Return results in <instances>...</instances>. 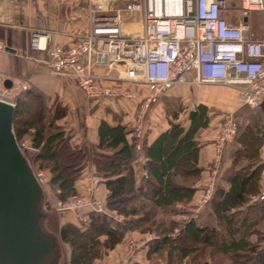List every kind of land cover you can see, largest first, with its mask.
Instances as JSON below:
<instances>
[{"label":"trees","instance_id":"16d2710c","mask_svg":"<svg viewBox=\"0 0 264 264\" xmlns=\"http://www.w3.org/2000/svg\"><path fill=\"white\" fill-rule=\"evenodd\" d=\"M13 104L11 130L15 142L19 146L29 141L34 153L22 155L31 167L47 172L54 198L63 201L83 194L84 190L76 194L74 183L81 174L84 153L70 144L58 124L66 116V107L46 105L43 96L33 89L21 91ZM206 112L204 105H196L186 127L169 122L168 129L149 144L144 123L141 164L135 161L130 129L121 124L98 123V152L93 154L92 165L107 191L104 210L120 216L122 221H113L104 213L75 212L76 225L64 222L56 230L60 244L68 247L63 264H94L128 231L153 235L145 244L149 261L264 264V203H248L260 193L258 181L264 170L258 155L264 143L258 119L252 118L239 130L237 125L230 164L219 173L199 217L186 222L177 219L179 214H187L184 207L191 201L201 173L194 135L206 127Z\"/></svg>","mask_w":264,"mask_h":264},{"label":"built area","instance_id":"2783aa9c","mask_svg":"<svg viewBox=\"0 0 264 264\" xmlns=\"http://www.w3.org/2000/svg\"><path fill=\"white\" fill-rule=\"evenodd\" d=\"M83 12L87 27L73 35L70 45L47 48V33L34 29L29 50L44 51L48 71L72 80L87 100L134 102L130 136L139 164L144 161L140 143L145 115L169 88L220 85L236 92L240 106L257 109L264 101V38H255L248 22L251 13H259L264 25V0H85ZM5 80L0 74V84ZM23 90L25 86L16 93ZM236 130L232 115L225 114L213 139L212 176ZM33 176L40 187L42 173ZM94 183L89 180L81 195L56 200L52 207L57 216L80 210L105 213ZM213 185L211 179L200 206L209 201ZM256 200H264V189Z\"/></svg>","mask_w":264,"mask_h":264},{"label":"crops","instance_id":"0c3cea01","mask_svg":"<svg viewBox=\"0 0 264 264\" xmlns=\"http://www.w3.org/2000/svg\"><path fill=\"white\" fill-rule=\"evenodd\" d=\"M77 2H84L85 6V0H0V17L3 21L0 24V41L4 45V50L0 52V74L8 78L7 82L5 80L0 84V96L12 100L20 87L25 86L26 90L33 89L40 93L47 105L58 103L66 107V116L58 124L63 127L64 133L69 137L70 144L81 149L84 153L83 168L79 178L74 183V189L76 194H81L87 182L94 179V195L104 203L107 191L101 180L95 175L92 165L93 154L98 152L96 149L97 126L100 121H104L109 126L121 124L130 129L135 104L125 100L107 99L99 101L85 99L72 80L65 77H56L48 71L43 64L46 57L44 51H30L28 47L30 32L34 29L43 30L47 33V48L52 45H70L73 41V35L87 27L86 18L81 19L80 23L76 21V17L71 12L73 11L72 7ZM229 22L232 25L236 24L235 20H229ZM249 30L255 35V38H264L251 27L250 23ZM178 88L190 89L195 87L173 86L149 109L144 120L147 130L145 133L147 144L168 129V123H155L154 117H151V112L156 111L155 108L162 105L163 102L171 103L170 101H174L178 94ZM196 90L193 91V95L197 97L196 105H203L204 102L213 98L209 93ZM220 92H222L224 100L229 101L230 104L236 103V92L232 88L228 87V89L226 88V90L218 93ZM215 98L219 99V97ZM201 99L202 101H200ZM261 109L263 112L262 131L264 134V101L261 103ZM207 119L206 127L198 129L194 135V139L198 144L196 163L201 168V173L194 185L195 192L192 199L184 207L187 214H179L177 217L184 216L185 219L180 220L182 222L189 219L196 220L199 217L201 210L205 207V205L200 206V199L208 183L213 179L215 185L219 173L230 164L231 146H226L221 153L216 174L211 175L209 164L214 158L213 139L217 131L218 119L210 117ZM182 127L186 126L182 125ZM125 138L128 140L129 135H126ZM258 155L261 162L264 163V143L258 150ZM138 182V176L136 175L135 183L138 184ZM223 187L226 188L225 185ZM258 188L260 192L264 189V170L261 172ZM256 197L257 195L252 197L248 203H260L261 201L256 200ZM262 202L264 203V201ZM48 212L47 210V212L42 213L40 223L42 229L55 238L57 245L56 255L50 264H59L67 256L68 247L60 244L56 236V230L64 222L76 225L77 217L74 213H66L62 217H57L56 223L50 226V221L46 220ZM104 214L113 221H122V218L113 212L105 211ZM152 238V234H140L134 231L125 232L121 241L113 249L95 260L94 264H164L160 259L149 261L146 257L145 244ZM251 239L254 240V237ZM129 245L133 249L131 255L127 256L130 251V249L126 251Z\"/></svg>","mask_w":264,"mask_h":264},{"label":"water","instance_id":"95a60500","mask_svg":"<svg viewBox=\"0 0 264 264\" xmlns=\"http://www.w3.org/2000/svg\"><path fill=\"white\" fill-rule=\"evenodd\" d=\"M12 103L0 98V264H50L57 245L40 223V205L49 206L15 142Z\"/></svg>","mask_w":264,"mask_h":264},{"label":"rangeland","instance_id":"374dc122","mask_svg":"<svg viewBox=\"0 0 264 264\" xmlns=\"http://www.w3.org/2000/svg\"><path fill=\"white\" fill-rule=\"evenodd\" d=\"M63 6L65 5L63 4ZM72 8H73L72 9L73 11L71 12H73V15L76 17V21L81 23V19L85 18L84 12H83L84 2H81V3L77 2L76 5L73 6ZM249 16H250L249 23L251 27H253L260 35L264 36L263 21L261 20V15L259 13H254ZM181 87H189V86H181ZM226 88L228 89V87H224L220 85H200V86H196L195 88H190V89L178 88L179 90H178V94L176 95V99L174 101H170L171 103L163 102L162 105L157 106L155 108L156 111L151 112L152 113L151 117H154L155 123L164 124V123H169V122H175L180 125L187 126L188 113L190 111H194L196 108L197 97L193 95L194 93L193 91L197 89L196 91L202 90L205 93H209L211 96H213V98L207 100L203 104L205 105L207 109V112H206L207 118L209 117L217 118L218 123H219L223 119V116H225V114H231L233 119L236 121L238 125V130L244 127L245 125H247L252 120V118H254L255 120L257 119L259 120L258 128L262 129L261 127H263V124L261 126V122H263V112H262L261 106L257 109H250L246 106H240L237 101L236 103L230 104L229 101H226L223 99L224 96L222 95V92L218 93L219 91L226 90ZM19 93L14 94V96L12 97V102H13L14 97L17 96ZM169 93H172V92H169ZM214 96L219 97V99H216ZM200 101H202V99ZM145 118H146V115H145ZM232 144L233 143H230L228 145V146H231L230 151H232L233 147H235ZM18 148L22 154H25L26 157H27V153L28 154L34 153V151L29 146L28 140L22 141L19 144ZM30 168L32 172H34L35 174L42 173L44 177L43 179H41L42 182L40 184V187L42 190V203L43 202L48 203L50 210H49V213L47 215L48 217L46 218V220L50 221V226H53L56 223L55 220L59 216H57V214L55 213L52 207L56 199L54 198V190H52L48 186L47 172L42 169H37L31 166ZM40 210L42 213L45 212L44 206L42 204L40 205ZM177 219L181 220L180 218H177ZM130 246L131 245L128 246L126 251L130 249ZM59 264H63V259H62V262H60Z\"/></svg>","mask_w":264,"mask_h":264}]
</instances>
